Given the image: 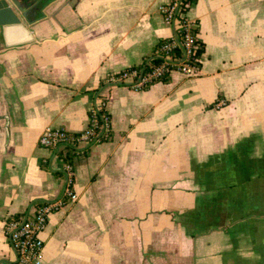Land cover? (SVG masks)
I'll return each instance as SVG.
<instances>
[{
  "label": "crops",
  "instance_id": "0c3cea01",
  "mask_svg": "<svg viewBox=\"0 0 264 264\" xmlns=\"http://www.w3.org/2000/svg\"><path fill=\"white\" fill-rule=\"evenodd\" d=\"M170 1L51 0L11 46L0 27V264H18L7 219L57 200L41 264H264V0L191 4L199 73L107 83L173 34ZM99 99L108 139L70 160L39 143L85 130Z\"/></svg>",
  "mask_w": 264,
  "mask_h": 264
},
{
  "label": "built area",
  "instance_id": "2783aa9c",
  "mask_svg": "<svg viewBox=\"0 0 264 264\" xmlns=\"http://www.w3.org/2000/svg\"><path fill=\"white\" fill-rule=\"evenodd\" d=\"M165 21L173 27V34L161 40L153 55L141 65L109 72L105 81L109 84H123L132 89L142 90L155 82L169 77L173 72L194 75L201 71V44L197 35V23L184 8V0H171L160 6ZM111 135V118L105 108V99L97 100L90 110L89 124L80 132L66 128H48L40 135L39 143L64 153H78L85 147L100 143ZM64 195L77 197L73 189L75 168L72 162H65ZM63 201H45L33 211L11 216L5 223V234L22 264H41L48 215L62 206Z\"/></svg>",
  "mask_w": 264,
  "mask_h": 264
},
{
  "label": "water",
  "instance_id": "95a60500",
  "mask_svg": "<svg viewBox=\"0 0 264 264\" xmlns=\"http://www.w3.org/2000/svg\"><path fill=\"white\" fill-rule=\"evenodd\" d=\"M51 0H0V27L5 44L11 46L34 39L29 26L33 16L43 13ZM36 18L34 17V20Z\"/></svg>",
  "mask_w": 264,
  "mask_h": 264
},
{
  "label": "trees",
  "instance_id": "16d2710c",
  "mask_svg": "<svg viewBox=\"0 0 264 264\" xmlns=\"http://www.w3.org/2000/svg\"><path fill=\"white\" fill-rule=\"evenodd\" d=\"M195 0H184V8L188 11L189 10V8H190V6H191V4L194 2ZM201 44V43H200ZM202 50H203V46H202V44H201V49H200V53H202ZM168 77H165V78H163V79H161V80H165V79H167ZM160 81V80H159ZM71 156H73V155H70V153H67V155H65L64 157H65V159L66 160H70V158H71ZM18 215V214H17Z\"/></svg>",
  "mask_w": 264,
  "mask_h": 264
},
{
  "label": "rangeland",
  "instance_id": "374dc122",
  "mask_svg": "<svg viewBox=\"0 0 264 264\" xmlns=\"http://www.w3.org/2000/svg\"><path fill=\"white\" fill-rule=\"evenodd\" d=\"M1 37V36H0ZM1 39V38H0ZM0 48H1V40H0ZM1 58V57H0ZM18 264H22V263H20V262H17Z\"/></svg>",
  "mask_w": 264,
  "mask_h": 264
}]
</instances>
